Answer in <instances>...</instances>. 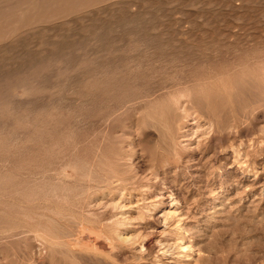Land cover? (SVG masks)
<instances>
[{
    "label": "rangeland",
    "instance_id": "obj_1",
    "mask_svg": "<svg viewBox=\"0 0 264 264\" xmlns=\"http://www.w3.org/2000/svg\"><path fill=\"white\" fill-rule=\"evenodd\" d=\"M0 20V264H264V0H0Z\"/></svg>",
    "mask_w": 264,
    "mask_h": 264
},
{
    "label": "bare ground",
    "instance_id": "obj_2",
    "mask_svg": "<svg viewBox=\"0 0 264 264\" xmlns=\"http://www.w3.org/2000/svg\"><path fill=\"white\" fill-rule=\"evenodd\" d=\"M27 1H28V0H27ZM46 1H47V0H46ZM56 1H57V0H56ZM28 3H29V2H28ZM36 3H37V2H36ZM38 3H39V2H38ZM20 4H21V3H20ZM24 6H25V5H24ZM21 7H23V6H21ZM29 10H30V9H29ZM31 10H32V9H31ZM51 15H52V14H51ZM12 17H13V16H12ZM57 17H58V16H57ZM6 18H7V17H6ZM20 19H21V18H20ZM50 19H51V18H50ZM0 21H1V20H0ZM23 28H24V27H23ZM260 60H261V59H260ZM252 61H253V60H252ZM65 64H66V63H65ZM101 64H102V63H101ZM261 64H262V63H261ZM96 65H97V64H96ZM247 65H248V64H247ZM117 66H118V65H117ZM84 67H85V66H84ZM239 68H240V67H239ZM25 69H26V68H25ZM118 69H119V68H118ZM83 70H84V69H83ZM102 70H104V69H102ZM246 70H247V69H246ZM87 71L89 72L90 70H87ZM105 71H107V70H105ZM113 71H114V70H113ZM113 71H112V72H113ZM238 71H239V70H238ZM99 72H100V71H99ZM83 73H84V72H83ZM106 73H108V72H106ZM95 74H96V73H95ZM104 74H105V73H104ZM104 74H103V75H104ZM111 74H112V73H111ZM113 74H114V73H113ZM81 75H82V74H81ZM83 75H85V74H83ZM103 75H102V76H103ZM116 75H117V74H116ZM96 76H97V75H96ZM102 76H100V77H102ZM104 76H105V75H104ZM108 76H109V75H108ZM108 76H107V78H108ZM1 77H2V76H1ZM111 77H113V76H111ZM111 77H109V79H110ZM217 77H218V76H217ZM71 78H72V77H71ZM85 78H86V77H85ZM81 79H82V78H81ZM100 79H101V78H100ZM71 80H72V79H71ZM104 80H105V79H104ZM104 80H103V82H104ZM213 80H214V79H213ZM81 81H83V80H81ZM100 81H101V80H100ZM107 81H108V80H107ZM84 82H85V81H84ZM105 82H106V81H105ZM105 82H104V83H105ZM110 82H111V81H109L108 83H110ZM187 82H188V81H187ZM89 83H90V82H89ZM112 84H113V83H112ZM248 84H249V83H248ZM106 85H107V84H106ZM108 85H110V84H108ZM177 87H178V86H177ZM180 87H181V86H180ZM90 88H91V87H90ZM90 88H89V89H90ZM141 88H142V87H141ZM99 89H100V88H99ZM165 89H166V88H165ZM167 89H168V88H167ZM172 89H173V88H172ZM172 89H171V90H172ZM225 89H226V88H225ZM110 90H111V89H110ZM143 91H144V90H143ZM146 91H147V90H146ZM162 91H163V90H162ZM166 91H168V90H166ZM201 91H202V89H201ZM141 92H142V91H141ZM147 93H148V92H147ZM168 93H169V92H168ZM201 93H202V92H201ZM157 94H158V93H157ZM132 95H133V94H132ZM139 95H140V94H139ZM151 95H152V94H151ZM151 95H150V97H151ZM155 95H156V92H155ZM196 95H197V94H196ZM201 96H202V95H200V97H201ZM231 96H232V95H231ZM161 97H163V96L161 95ZM190 97H191V96H190ZM181 98H182V96H179L178 99H175V100H174V103H175V107H176V108H179V107H180V104H181ZM194 98H195V97H194ZM207 98H208V96H207ZM237 98H238V97H237ZM130 99H131V98H130ZM134 99H135V98H134ZM147 99H148V98H147ZM141 100H142V99H141ZM191 100H192V99H191ZM193 100H194V99H193ZM89 101H90V100H89ZM137 101H139V100H137ZM28 102H30V101H28ZM191 102H193V101H191ZM197 102H198V100H197ZM197 102H195V104H196ZM19 103H20V102H19ZM37 103H38V102H37ZM37 103H36V105H37ZM132 103H133V102H131V104H132ZM198 103H199V102H198ZM200 103H202V100H200ZM34 104H35V103H34ZM170 104H171V103H170ZM183 104H184V103H183ZM191 104H192V103H191ZM195 104H192V105H195ZM203 104H204V103H203ZM234 104H235V103H234ZM58 106H59V105H58ZM187 106H188V105H187ZM197 106H198V105H196V107H197ZM199 106H200V105H199ZM201 106H203V105H201ZM43 107H44V106H43ZM50 107H51V106H50ZM54 107H55V106H54ZM165 107H166V106H165ZM165 107H164V108H165ZM184 107H185V106H184ZM205 107H206V106L204 105V108H205ZM216 107H217V106H216ZM17 108H18V107H17ZM34 108H35V107H34ZM61 108H62V107H61ZM189 108H190V106H189ZM191 108H192V107H191ZM191 108H190V109H191ZM199 108H200V107H199ZM236 108H237V107H236ZM28 109H30V107H29ZM39 109H40V111H41V108H39ZM42 109H43V108H42ZM136 109H137V108H136ZM136 109H135V110H136ZM181 109H182V108H181ZM196 109H197V108H196ZM16 110H17V109H16ZM56 110H57V108H56ZM192 110H193V109H192ZM37 111H38V110H37ZM184 111H185V110H184ZM190 111H191V110H190ZM242 111H243V110H242ZM31 112H32V111H31ZM67 112H68V111H67ZM134 112H135V111H134ZM169 112L172 113L170 110H169ZM185 112H186V111H185ZM74 113H75V112H74ZM209 113H210V112H209ZM188 114H189V113L186 112V115H185V116H187ZM193 114H194V113H193ZM195 114H196V113H195ZM223 114H225V113H223ZM76 115H77V114H76ZM202 115H203V114H202ZM210 115L212 116V114H210ZM128 116H129V115H128ZM170 116H171V115H170ZM175 116H176V114H175ZM203 116H204V115H203ZM206 117H207V116H206ZM222 117H223V115H222ZM183 118H184V117H183ZM190 118H191V117H190ZM212 118H213V117H212ZM232 118H233V117H232ZM169 119H170V118H169ZM177 119H178V118H177ZM177 119H176V120H177ZM185 120H186V119H185ZM220 120H221V119H220ZM194 121H195V120H194ZM194 121H193V122H194ZM199 121H200V119H199ZM145 122H146V120H145ZM150 122H151V121H150ZM169 122H170V121H169ZM196 122H198V121H196ZM219 122H220V121H219ZM223 122H224V121H223ZM225 122H226V120H225ZM233 122H234V121H233ZM49 123H50V122H49ZM75 123H76V122H75ZM152 124H153V123H152ZM152 124L149 123V125H151V126L153 127L154 124H153V125H152ZM173 124H174V122H173ZM199 124H200V123H199ZM221 124H222V123H221ZM134 125H135V124H134ZM177 125H178V124H177ZM72 126H73V125H72ZM135 126H136V125H135ZM161 126H162V125H161ZM200 126H201V125H200ZM230 126H231V124H230ZM140 127H141V126H140ZM152 127H151V129H152ZM149 128H150V126H149ZM153 128H154V127H153ZM179 128H181V127H179ZM2 129H3V128H2ZM155 129H156V131H157V127H155ZM158 129H159V128H158ZM197 129H198V128H197ZM236 130H237V129H236ZM163 131H164V130H163ZM175 131H176V130H175ZM179 131H180V130H179ZM223 131H224V130H223ZM154 132H155V131H154ZM156 133H158V132H155V134H156ZM159 133H160V131H159ZM159 133H158V134H159ZM162 133H163V132H162ZM164 133H165V132H164ZM164 133H163V136H164ZM182 133H183V132H182ZM146 134H147V133H146ZM165 134H166V133H165ZM186 134H187V133H186ZM199 134H200V133H199ZM222 134H223V133H222ZM65 135H66V134H65ZM125 135H126V134H125ZM127 135H128V134H127ZM159 135H160V134H159ZM159 135H157V136H159ZM16 136H18V135H16ZM72 136H73V134H72ZM148 136H149V135H148ZM160 136H161V135H160ZM160 136H159V138H160ZM193 136H194V135H193ZM193 136H192V137H193ZM14 137H15V136H14ZM154 137H155V136H154ZM147 138H148V137H147ZM200 138H201V137H200ZM163 139H164V138H163ZM178 139H179V137H178ZM10 140H11V139H10ZM10 140H9V141H10ZM14 140H15V139H14ZM160 140H162V139H160ZM230 140H231V139H230ZM148 141H149V140H148ZM170 141H171V140H170ZM189 141H190V140H189ZM13 143H14V142H13ZM162 143H163V142H162ZM215 143H216V142H215ZM166 144H167V143H166ZM168 144H169V143H168ZM163 145H164V144H163ZM160 146H161V145H160ZM171 146H172V145H171ZM167 147H168V146H167ZM168 148H169V147H168ZM170 148H171V147H170ZM170 148H169V151L171 150ZM64 149H65V148H64ZM189 149H190V148H189ZM231 149H232V148H231ZM98 150H99V149H98ZM98 150H97V151H98ZM229 150H230V149H229ZM120 151H121V150H120ZM171 151H172V150H171ZM219 151H220V150H219ZM162 152H163V151H162ZM167 152H168V151H167ZM173 152H174V151H173ZM170 153H171V152H170ZM73 154H74V153H73ZM160 154H161V153H160ZM166 154H168V153H166ZM172 154H174V153H172ZM170 155H171V154H170ZM94 157H95V156H94ZM239 157H240V156H239ZM170 158H171V157H170ZM159 159H160V158H159ZM171 159H172V158H171ZM64 160H65V159H64ZM65 161H66V160H65ZM118 161H119V160H118ZM234 161H235V160H234ZM66 162H67V161H66ZM66 162H65V163H66ZM121 162H122V161H121ZM232 162H233V161H232ZM99 163H100V162H99ZM8 164H9V163H8ZM49 164H50V163H49ZM165 164H166V163H165ZM66 165H67V163H66ZM66 165H65V166H66ZM86 165H87V164H86ZM58 166H59V165H58ZM83 166H84V165H82V167H83ZM82 167H81V168H82ZM63 168H64V167H63ZM129 168H130V167H129ZM3 169H4V168H3ZM5 169H6V168H5ZM5 169H4V170H5ZM65 170H66V169H65ZM88 170H89V169H88ZM0 171H1V170H0ZM79 171H80V170H79ZM79 171H78V172H79ZM90 171H91V170H90ZM90 171H89V172H90ZM110 171H111V170H110ZM106 172H107V171H106ZM106 172H105V173H106ZM113 172H114V171H112L111 174H112ZM109 173H110V172H109ZM109 173H108V174H109ZM125 173H127V172H125ZM79 174H80V173H79ZM89 174H90V173H89ZM108 174H107V175H108ZM114 174H116V173H114ZM59 175H60V174H59ZM90 175H91V174H90ZM124 175H126V174H124ZM27 176H29V175H27ZM61 176H62V175H61ZM80 176H81V175H80ZM96 176H97V175H96ZM110 176H111V175H109V177H110ZM113 176H115V175H113ZM23 177H24V176H23ZM36 177H37V176H36ZM43 177H44V176H43ZM81 177H82V176H81ZM83 177H84V176H83ZM83 177H82V178H83ZM90 177H91V176H90ZM99 177H100V176H99ZM101 177H102V176H101ZM37 178H38V177H37ZM55 178H56V177H55ZM86 178H88V182H89V180L91 179V178H89V177H87V176H86ZM115 178H117V176H116ZM121 178H122V176H121ZM121 178H119L120 181L122 180ZM125 178H126V177H125ZM125 178H123L124 181H125ZM128 178H129V177H128ZM58 179H59V178H58ZM102 179H104V178L102 177ZM106 179H108V176H107ZM110 179H112V176L110 177ZM110 179H108L107 181H110ZM126 179H127V178H126ZM81 180H82V179H81ZM84 180H85V179H84ZM91 180H92V179H91ZM115 180H116V179H115ZM129 180H130V179H129ZM57 181H59V180H57ZM93 181H94V180H93ZM93 181H92V182H93ZM100 181H101V180H100ZM102 181H104V180H102ZM120 181H119V182H120ZM104 182H105V181H104ZM111 182H112V181H111ZM111 182H110V183H111ZM122 182H123V181H121V183H122ZM4 183H5V182H4ZM93 183H94V182H93ZM105 183H108V182H105ZM105 183H103V184H105ZM79 184H80V183H79ZM123 184H124V183H123ZM126 184H127V182H126ZM68 186H69V185H68ZM106 187H107V186H106ZM50 188H51V186H50ZM85 188H86V187H85ZM88 188H89V187H88ZM90 188H91V187H90ZM95 188L97 189V187H95ZM100 188H102V187H100ZM108 188H109V187H108ZM67 189H68V188H67ZM105 189H106V188H105ZM83 190H84V189H83ZM92 190H93V189H92ZM92 190H91V191H92ZM100 190H101V189H100ZM115 190H116V189H115ZM88 191H89V189H88ZM17 192H18V191H17ZM51 192H52V191H51ZM15 193H16V192H15ZM59 193H60V192H59ZM84 193H85V192H84ZM86 193H87V192H86ZM34 194H35V191L33 192V195H34ZM75 194H76V193H75ZM35 195H37V194H35ZM104 195H105V194H104ZM51 196H52V195H51ZM55 196H56V194H55ZM76 196H77V195H76ZM76 196H75V197H76ZM105 196H106V195H105ZM5 197H6V196H5ZM63 197H64V196H63ZM171 197H172V196H171ZM2 198L4 199V197H2ZM9 198H10V197H9ZM55 198H56V197H55ZM64 199H66V197H65ZM9 200H10V199H9ZM38 200H39V198H38ZM12 201H13V200H12ZM40 201H41V199H40ZM60 201H61V200H60ZM4 202H5V201H4ZM36 202H37V201H36ZM77 202H78V201H77ZM175 202H176V201H175ZM16 203H17V202H16ZM33 203H35V202H33ZM33 203H32V204H33ZM43 203H44V202H43ZM43 203H42V204H43ZM173 203H174V202H173ZM30 204H31V203H30ZM175 204H176V203H175ZM177 204H178V202H177ZM24 205H25V204H24ZM27 205H28V204H27ZM58 205H59V204H58ZM65 205L67 206L68 203H66ZM65 205H64V206H65ZM78 205H79V204H78ZM89 205H90V204H89ZM8 206H9V205H8ZM42 206H43V205H42ZM53 206H54V205H53ZM68 207H69V206H68ZM72 207H73V206H72ZM88 207H89V206H88ZM38 208H40V207H38ZM215 208H216L215 211H218V210H221L222 207H221V208H220V207H215ZM7 209H8V208H7ZM40 209H41V208H40ZM40 209H39V210H40ZM223 209H224V208H223ZM70 210L72 211L71 208H70ZM55 211H56V210H55ZM19 212H21V211H19ZM19 212H18V213H19ZM43 212H44V210H43ZM167 212H168V211H167ZM15 213H16V212H15ZM38 213H39V212H38ZM58 213H59V212H58ZM60 213H61V212H60ZM62 213H63V212H62ZM65 213H67V211H66ZM83 213H84V212H83ZM34 214H35V213H34ZM42 214H43V213H42ZM42 214H40V215H42ZM51 214H52V213H51ZM69 214H70V213H69ZM171 214H172V213H171ZM223 214H224V213H223ZM38 215H39V214H38ZM63 215H65V214H63ZM209 215H210V214H209ZM260 215H261V214H260ZM11 216H13V214H12ZM51 216H52V215H51ZM59 216H60V215H59ZM65 216H66V215H65ZM171 216H172V215H171ZM171 216H170V217H171ZM211 216H212V215H211ZM17 217H19V216L17 215ZM218 217H219V216H218ZM25 218H26V217H25ZM42 218H43V215H42ZM54 218H55V217H54ZM61 218H63V217H61ZM72 218H73V217H72ZM3 219H4V218H3ZM14 219H15V217H14ZM65 219H66V218H65ZM4 220H5V219H4ZM7 220H9V219H7ZM35 220H36V219H35ZM63 220H64V219H63ZM204 220H205V219H204ZM210 220H211V219H210ZM10 221H11V220H10ZM211 221H212V220H211ZM6 222H7V221H6ZM21 222H22V221H21ZM45 222H47V221H45ZM109 222H110V221H109ZM205 222H206V221H205ZM205 222H204V223H205ZM12 223H14V222H12ZM25 223H26V222H25ZM66 223H67V222H66ZM16 224H17V223H16ZM20 224H21V223H20ZM20 224H19V225H20ZM27 224H28V221H27ZM49 224H50V222H49ZM114 224H115V223H114ZM6 225H7V224H6ZM24 225H25V224H24ZM1 226L6 227V226H4V225H1ZM1 226H0V227H1ZM10 226H11V225H10ZM26 226L28 227V225H26ZM29 226H30V225H29ZM8 227H9V225H8ZM19 227H21V226H19ZM31 227H32V226H31ZM37 227H39V226H37ZM37 227H36V228H37ZM32 228H33V227H32ZM207 228H208V227H207ZM11 229H13V231H14V228H11ZM16 229H17V228H16ZM9 230H10V229H9ZM17 230H18V229H17ZM17 230H16V231H17ZM10 231H11V230H10ZM16 231H15V232H16ZM18 231H19V230H18ZM20 231H21V230H20ZM28 231H29V230H28ZM33 231H34V230H33ZM39 231H40V230H39ZM2 232H3V231H2ZM31 232H32V231H31ZM49 232H50V231H49ZM22 233H25V231L22 232ZM29 233H30V232H29ZM32 233H33V232H32ZM32 233H31V234H32ZM39 233H41V231H40ZM47 233H48V232H47ZM3 234H5V232H4ZM3 234L0 233V236L2 235V237H3ZM11 234H12V233H11ZM11 234L9 233V236H10ZM15 234H16V233H15ZM26 234H27V233H26ZM36 234H37V237H38L39 235H38L37 232H36ZM36 234L33 233V235H36ZM7 235H8V233H7ZM42 235H43V234H42ZM53 236H54V233H53ZM40 238H41V237H40ZM103 238H104V237H103ZM11 239H12V238H11ZM40 240H41V239H40ZM104 240H105V239H104ZM106 240H107V239H106ZM43 241H44V240H43ZM65 241H67V240H65ZM179 241H180V240H179ZM181 241H182V240H181ZM67 242H68V241H67ZM67 242H66V243H67ZM79 242H80V241H79ZM164 242H165V241H164ZM44 243H49V242L46 241V242H44ZM69 243H70L71 245H73V246H74V244H75V243L72 244V242H68L67 244H69ZM167 243H168V242H167ZM54 244H55V242H54ZM70 244H69V245H70ZM81 244H83V243H81ZM81 244L78 243V246L81 245ZM61 245H62V244H61ZM102 245H103V244H102ZM165 245H166V244H165ZM168 245L170 246L169 243H168ZM174 245H175V244H174ZM45 246H46V245H45ZM50 246H54V245H50ZM78 246H77V247H78ZM81 246H83V245H81ZM81 246H80V247H81ZM169 246H168V249L170 248ZM187 246H188V245H187ZM85 247H86V246H85ZM164 247H165V246H164ZM166 247H167V246H166ZM173 247H174V246H173ZM180 248H181V247H180ZM182 248H183V247H182ZM184 248H185V247H184ZM166 249H167V248H165V250H166ZM172 249H173V248H171L170 250L172 251ZM185 249H186V248H185ZM45 250H46V249H45ZM165 250H164V251H165ZM170 250H168V251H170ZM166 251H167V250H166ZM166 251H165V252H166ZM168 251H167V252H168ZM183 251H184V250H183ZM183 251H182V252H183ZM30 254H31V252H30ZM182 254H183V253H182ZM184 254H185V253H184ZM179 256L181 257V255H179ZM184 256L187 257V258H185L186 260L189 259V258H188L189 255H184ZM31 257H32V256H31ZM193 259H194V258H193ZM23 260H24V259H23ZM25 260H26V259H25ZM2 261H3V260H2ZM27 262H28V261H27ZM194 264H195V263H194Z\"/></svg>",
    "mask_w": 264,
    "mask_h": 264
}]
</instances>
